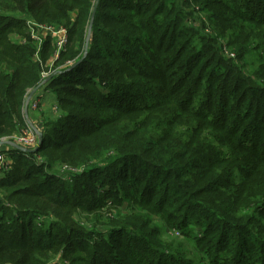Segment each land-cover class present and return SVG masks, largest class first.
Wrapping results in <instances>:
<instances>
[{
	"label": "trees",
	"instance_id": "obj_1",
	"mask_svg": "<svg viewBox=\"0 0 264 264\" xmlns=\"http://www.w3.org/2000/svg\"><path fill=\"white\" fill-rule=\"evenodd\" d=\"M168 2L99 0L68 70L95 0H0V139L51 60L48 36L33 60L26 20L68 37L44 86L61 114L36 152L8 146L0 264H196L159 226L206 264H264V0Z\"/></svg>",
	"mask_w": 264,
	"mask_h": 264
},
{
	"label": "rangeland",
	"instance_id": "obj_2",
	"mask_svg": "<svg viewBox=\"0 0 264 264\" xmlns=\"http://www.w3.org/2000/svg\"><path fill=\"white\" fill-rule=\"evenodd\" d=\"M171 2H172V0H169L168 3H171ZM194 18H196V21H198V22H200V20L206 21L205 23L207 25L206 26L207 30L204 31L205 34L211 35L214 37L216 36V34H217L216 28H214V26L208 22L206 13H204V12H202L200 14L195 13ZM10 37L12 38L13 41H17V42L22 43V39L18 36L17 33L11 34ZM221 40L222 39H218V42L220 43ZM41 47H42V45H40L38 47L36 46L37 55H38L39 51L41 50ZM54 51H55V47H54L52 40H51V49L49 52L50 56H48V57H52ZM38 59H39V57H38ZM48 59H46L45 62H43L42 59H41V61H39V63L41 64L40 67H42V71L40 72V79H41V75H43V76H45V79H47V81H49V79L54 74V71L52 69L53 61H48ZM258 61H259V58L257 56H255L253 54L249 55L247 57L246 62H245V68L244 69H245L246 73L250 74L257 67ZM44 86L45 85L42 86V84H41L39 89L29 98L30 104L32 102V103H34L35 106H34V108H31V107L26 108L27 115L26 116L23 115L24 126L21 128L20 133H14L13 132L9 135L10 137L13 138V137H17V136H20L23 134L24 135L25 134L26 135L27 134H33L34 130L31 128L30 125H33L39 132H41L40 131L41 130L40 129L41 123L52 121L54 118L58 117L61 114L59 107L55 103L56 94L54 92H52L51 90L45 91ZM28 91H29V93L31 92V90H28ZM29 93H28V95H29ZM63 95L66 96V94H63ZM45 96H46V100L43 101V98H45ZM3 139H5L6 141H9V139H11V138H7V136H6L4 138H1L0 140H3ZM0 148L5 149L6 145H2V146H0ZM28 149H31V148H28ZM32 149H34V148H32ZM7 159L10 160L9 155H7ZM64 169H65V167H64ZM4 191H5L4 189L0 188V193H4ZM68 192H70V190H68ZM126 207H127V205L125 204L124 208H126ZM153 219L155 221L156 217H153ZM195 219L196 220L193 221L191 224H189V226L187 228L189 231H192L193 233H197L198 231H200L201 226L204 225V223H202L200 220L201 219L200 215H197V217ZM35 225L38 226L39 224L36 222ZM158 228L160 231V236H161L162 241L170 244L171 246L174 247V249L182 251L183 257L185 260L193 261L196 264L208 263L207 260L201 259L202 258L200 256L201 253L194 246L193 242L190 239H187L186 237H184L179 231L174 230V229H170V228H166V227H162V226H159Z\"/></svg>",
	"mask_w": 264,
	"mask_h": 264
},
{
	"label": "built area",
	"instance_id": "obj_3",
	"mask_svg": "<svg viewBox=\"0 0 264 264\" xmlns=\"http://www.w3.org/2000/svg\"><path fill=\"white\" fill-rule=\"evenodd\" d=\"M26 25L28 27V31L30 33L31 39L34 41L35 45L38 47L43 44L44 37H50L52 40V43L55 47V51L53 53V56L51 57L50 61H53V63L58 59L60 52H62L67 43H68V37H67V30L63 27H53V26H44L39 25L35 23L32 19L26 20ZM23 42V41H22ZM39 44V45H38ZM227 53V52H226ZM230 57H233V54H229ZM33 60L39 61L38 55L35 52L33 55ZM73 64V61H68L65 63L64 66H71ZM52 65V64H51ZM58 72V71H56ZM47 79H45V76L41 75V79L39 81L38 85H45ZM29 91L26 93V96L24 97L23 101V107H31L34 108V103L29 102ZM28 95V96H27ZM27 97V98H26ZM10 142L15 143L25 149L28 148H35L38 137L37 133L33 132V134H23L17 137H13L9 139ZM10 145H6L5 149L0 148V175L8 169V166L10 164V160L7 159L8 150ZM11 147V146H10ZM3 152V153H2Z\"/></svg>",
	"mask_w": 264,
	"mask_h": 264
},
{
	"label": "water",
	"instance_id": "obj_4",
	"mask_svg": "<svg viewBox=\"0 0 264 264\" xmlns=\"http://www.w3.org/2000/svg\"><path fill=\"white\" fill-rule=\"evenodd\" d=\"M98 2H99V0H95V3L93 5L92 11H91L90 20H89V23L87 26L86 37H85L84 46H83V55L75 64L70 66L68 70H72L74 67L79 65L81 63V61L86 57V54L88 52V47H89V40H90V36H91V28H92V24H93L94 15L96 13V9L98 6ZM61 73H62L61 71H58V72H55L53 75H58ZM39 87H40V85H38L34 89H32L31 92L29 93L28 97L30 98L39 89ZM22 113L24 116L27 115L26 107L23 108ZM30 126L34 130V132L37 133V137H38V141H37V144H36L34 149H25V148L15 144V143H12L10 141H6L5 139L0 140V146L10 145L13 149H16V150L24 152V153L36 152L38 150L40 144H41V141H42V132H39L33 125H30Z\"/></svg>",
	"mask_w": 264,
	"mask_h": 264
},
{
	"label": "crops",
	"instance_id": "obj_5",
	"mask_svg": "<svg viewBox=\"0 0 264 264\" xmlns=\"http://www.w3.org/2000/svg\"><path fill=\"white\" fill-rule=\"evenodd\" d=\"M44 100H46V96H45V98H43V101H44ZM38 123H39V122H38ZM38 125H39V124H38Z\"/></svg>",
	"mask_w": 264,
	"mask_h": 264
}]
</instances>
